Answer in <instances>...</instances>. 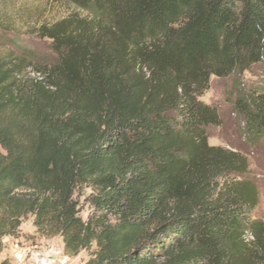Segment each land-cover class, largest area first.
<instances>
[{
  "label": "trees",
  "instance_id": "1",
  "mask_svg": "<svg viewBox=\"0 0 264 264\" xmlns=\"http://www.w3.org/2000/svg\"><path fill=\"white\" fill-rule=\"evenodd\" d=\"M67 1L103 42L72 16L40 29L54 58L0 54V243L31 217L84 264H264L247 160L208 144L221 121L200 101L264 63V0ZM233 109L264 135V92Z\"/></svg>",
  "mask_w": 264,
  "mask_h": 264
},
{
  "label": "rangeland",
  "instance_id": "2",
  "mask_svg": "<svg viewBox=\"0 0 264 264\" xmlns=\"http://www.w3.org/2000/svg\"><path fill=\"white\" fill-rule=\"evenodd\" d=\"M72 16L88 21L95 40L100 38L101 42L104 41L99 30H104L106 22H100L99 26L91 23L89 14L76 10L67 0H0V31L8 33L5 45L0 48V54H7L19 46L41 58H54L52 43L40 36V29L51 27ZM253 90L264 92V63L253 66L239 76L225 79L211 77L209 88L200 101L216 109L221 121L218 127L206 128L208 144L239 153L247 160L248 178L257 186L259 192V205L252 218L264 222V135L257 139L250 138L244 121L233 109L237 92L247 93ZM88 194L89 190L85 188L76 193L82 220H86L90 210L85 201ZM6 238L9 239L7 243H0V263L4 260L9 264L18 263L13 253L15 247L40 250L45 240H51L54 248H60L62 244L59 237L45 239L37 235L31 217L23 220L17 238ZM28 255L26 252L24 257ZM79 256L80 262L84 264L87 261V252L83 251Z\"/></svg>",
  "mask_w": 264,
  "mask_h": 264
},
{
  "label": "crops",
  "instance_id": "3",
  "mask_svg": "<svg viewBox=\"0 0 264 264\" xmlns=\"http://www.w3.org/2000/svg\"><path fill=\"white\" fill-rule=\"evenodd\" d=\"M9 239L5 238L2 240L3 243H7ZM29 251V248H18L15 247L13 249V253L17 258V264H36L34 258L30 255L24 257L26 252ZM46 256V262L44 264H82L79 259V255L75 258L66 257L63 254V244H61L60 248L52 247L51 240H45L44 245L39 250ZM26 258V259H25Z\"/></svg>",
  "mask_w": 264,
  "mask_h": 264
},
{
  "label": "built area",
  "instance_id": "4",
  "mask_svg": "<svg viewBox=\"0 0 264 264\" xmlns=\"http://www.w3.org/2000/svg\"><path fill=\"white\" fill-rule=\"evenodd\" d=\"M29 255L34 258L36 264H44L46 262V256L36 248L29 249Z\"/></svg>",
  "mask_w": 264,
  "mask_h": 264
}]
</instances>
